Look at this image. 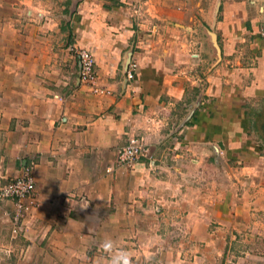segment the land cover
Listing matches in <instances>:
<instances>
[{
  "label": "crops",
  "instance_id": "obj_1",
  "mask_svg": "<svg viewBox=\"0 0 264 264\" xmlns=\"http://www.w3.org/2000/svg\"><path fill=\"white\" fill-rule=\"evenodd\" d=\"M263 23L257 0H0V183L34 174L19 235L0 201V264H107L105 239L132 264H264ZM133 133L149 155L119 165Z\"/></svg>",
  "mask_w": 264,
  "mask_h": 264
},
{
  "label": "built area",
  "instance_id": "obj_2",
  "mask_svg": "<svg viewBox=\"0 0 264 264\" xmlns=\"http://www.w3.org/2000/svg\"><path fill=\"white\" fill-rule=\"evenodd\" d=\"M134 12H138V7L134 6ZM260 36L264 39V23L260 27ZM71 52H75L78 58L77 74L80 81L90 83L92 90L95 93H108V90L96 87L94 83L93 64L94 57L86 48L70 47ZM135 61H131L127 66L125 78L128 82V87L131 85L133 73L135 69ZM126 143L117 150L116 162L119 165H131L140 157L149 155V147L143 139L142 135L133 133L128 135ZM33 161L30 160L22 166L19 174L6 179L4 183H0V201L11 200L15 204L16 212L12 232L14 235H19L21 232V224L18 223L19 217L23 210L27 207L26 199H30L34 191L33 180Z\"/></svg>",
  "mask_w": 264,
  "mask_h": 264
},
{
  "label": "clouds",
  "instance_id": "obj_3",
  "mask_svg": "<svg viewBox=\"0 0 264 264\" xmlns=\"http://www.w3.org/2000/svg\"><path fill=\"white\" fill-rule=\"evenodd\" d=\"M100 249L107 254V264H132L130 254L116 246L115 241L105 239L99 245Z\"/></svg>",
  "mask_w": 264,
  "mask_h": 264
},
{
  "label": "rangeland",
  "instance_id": "obj_4",
  "mask_svg": "<svg viewBox=\"0 0 264 264\" xmlns=\"http://www.w3.org/2000/svg\"><path fill=\"white\" fill-rule=\"evenodd\" d=\"M257 1H258V2H261V4H263V6H264V0H257ZM260 153H261V154H264V147L261 148Z\"/></svg>",
  "mask_w": 264,
  "mask_h": 264
},
{
  "label": "water",
  "instance_id": "obj_5",
  "mask_svg": "<svg viewBox=\"0 0 264 264\" xmlns=\"http://www.w3.org/2000/svg\"><path fill=\"white\" fill-rule=\"evenodd\" d=\"M213 36V39H215V36L214 35H212Z\"/></svg>",
  "mask_w": 264,
  "mask_h": 264
}]
</instances>
